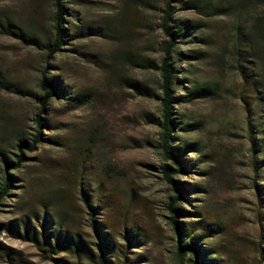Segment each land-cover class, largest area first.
<instances>
[{
  "label": "rangeland",
  "instance_id": "1",
  "mask_svg": "<svg viewBox=\"0 0 264 264\" xmlns=\"http://www.w3.org/2000/svg\"><path fill=\"white\" fill-rule=\"evenodd\" d=\"M235 2L65 0L68 35L50 52L52 0H0V186L3 157L14 163L19 141L32 143L34 119H44L41 140L8 172L0 264H97L93 209L110 248L104 264H191L193 256L176 254L190 234L208 264H264V81L249 128L239 98L253 93L243 91L236 69V41L244 39L237 27L244 32L264 14V0L245 16ZM167 3L171 25L195 26L174 39L175 143L188 167L173 177L186 189L177 205L180 235L156 125ZM246 58L241 65L259 78L264 47ZM44 75L57 77L66 96L40 111Z\"/></svg>",
  "mask_w": 264,
  "mask_h": 264
},
{
  "label": "trees",
  "instance_id": "2",
  "mask_svg": "<svg viewBox=\"0 0 264 264\" xmlns=\"http://www.w3.org/2000/svg\"><path fill=\"white\" fill-rule=\"evenodd\" d=\"M235 1L236 4L234 3L232 5H238L236 12L239 15L245 16L249 13V8L252 6L254 7L258 3L257 1L260 0ZM64 3L65 0H52L54 40L51 44L45 45V48L50 52H57L64 44L65 38L68 35V30L63 26L65 22L64 16L67 13V9L65 8ZM170 7V4L167 3V9L164 10V16L162 18L161 24L164 33L169 37V41L166 42V45L164 47V57L159 65L161 77V117L160 119H158L156 125L160 130L158 149L163 160L167 162L169 161L171 163V165L164 164L162 166L163 179L171 186V189L175 193V196L172 198V201L168 205V210L172 214L170 221L174 228V231L180 235L181 232L179 230V223L176 220L177 215L180 213L177 205L178 201L185 197L186 189L183 187V185L179 184L178 181H175L173 177L177 176L178 174L184 173L185 171H187L188 167L187 162L185 161V155L183 154L184 150H182L179 143H175L177 122L176 118L173 117L174 113L172 110V104L177 99L174 96V86L176 85L178 79L175 74V67L173 65V55L175 54L174 39L184 38L186 36L185 29L189 27H191L190 29H195V26H190L187 23L171 25L170 22H172L173 13L170 11ZM252 19L253 21H251V23L247 25L248 28L245 29L244 32L241 30L240 26L237 27L236 31V34H242L244 37V39H242L241 37V39L239 38L236 41V44H239L237 46L236 53V69L243 82V91L250 89L253 93V97L251 96V93H249L247 96L243 94L239 98L244 105L249 128L253 127L251 126L252 124H250V121L254 116V114H252L253 104H258L259 101H263V98L257 97L256 95L258 93V88L262 87V83L264 81V72L259 75V78H255L253 74L255 71L254 68H244V66L241 65V62L247 61L246 57L249 51L258 54V48L264 47V14L254 16ZM38 86L43 92V96L40 99V111L44 110V106L48 101H50V99H52V97L61 98L66 96V90L61 85V82L57 77H53L52 80H49L44 75L39 79ZM34 121L37 128L35 129V134L32 137V143H28L25 140L19 141V143L17 144V148L20 154L17 155L16 161L14 163L9 162L4 157L2 159L5 163L6 168L3 171V181L0 186V201L4 198V196L8 193L13 185L14 177L8 173L9 170H17L23 161V150L32 151L35 147V144L41 140V128L44 126V119L40 115H37ZM95 214V210L93 209L92 213L90 214L91 226L96 233V240L99 241L97 243V250L101 255L97 258V264H104L106 261L105 257L103 256L105 254V248H110L104 243L105 239L102 238L104 232H100V224H97L94 217ZM191 235L192 234H190V244L187 243V240L178 242L176 249L177 257L182 260L187 254H190L194 258L190 260L191 264H208L206 260L202 258L204 254H201L202 250L198 245H196V238ZM51 237L55 238V244L58 247L60 244L56 240L59 239V233H57L56 236H53L52 234ZM44 239L49 249L54 250V247L51 244L50 236L46 235L44 236ZM75 243L76 245H78L80 243V239L75 240Z\"/></svg>",
  "mask_w": 264,
  "mask_h": 264
}]
</instances>
